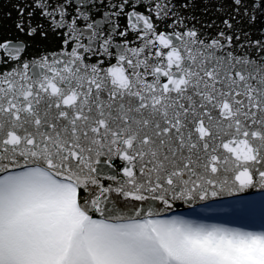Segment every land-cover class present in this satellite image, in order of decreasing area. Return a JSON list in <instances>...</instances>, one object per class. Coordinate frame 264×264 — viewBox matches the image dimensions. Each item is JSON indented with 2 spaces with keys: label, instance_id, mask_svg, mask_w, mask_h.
<instances>
[{
  "label": "snow or ice",
  "instance_id": "snow-or-ice-1",
  "mask_svg": "<svg viewBox=\"0 0 264 264\" xmlns=\"http://www.w3.org/2000/svg\"><path fill=\"white\" fill-rule=\"evenodd\" d=\"M127 4L34 0L73 44L56 56L21 60L29 41H0V64L20 62L0 72V264H264V56L232 51L264 42L242 41L236 16L205 42L172 0L146 6L172 31ZM100 6L116 11L94 20ZM14 7L18 33L47 38ZM122 14L119 35L140 45L113 43ZM178 203L248 223L167 216Z\"/></svg>",
  "mask_w": 264,
  "mask_h": 264
},
{
  "label": "water",
  "instance_id": "water-1",
  "mask_svg": "<svg viewBox=\"0 0 264 264\" xmlns=\"http://www.w3.org/2000/svg\"><path fill=\"white\" fill-rule=\"evenodd\" d=\"M34 0H0V41L4 39L16 41V40H27L29 41L26 50L21 54V60L31 61L33 59H39L42 56H56L61 53L62 50H70L73 46L72 43L67 45V49L64 47L65 39L68 37L65 35V29H56L52 30V25L49 20L40 15L39 8H29L31 4H33ZM48 3H59L62 0H46ZM122 0H110V3L120 4ZM133 2L136 3L137 7L135 11L142 13L144 15L152 16L154 23L159 25L160 29H164L166 31H172L174 28H178V25L172 26V28H168L167 25L172 24V18L164 21L156 20L155 16L146 10V6H149L151 3L155 2V0H128V4L125 6L124 12L127 13L132 10L131 5ZM186 0H172V3L177 5V8L174 11L186 19L184 23L186 26L191 27L195 25V27L200 31V38L204 39L205 42L213 38H217V33L221 30L228 32L229 30L224 28L222 21L224 19H231V17L236 16L237 19L233 21L235 24V29H238L240 33H246V37L242 35V41L247 40L251 42L261 41L264 42V12H260L259 10L252 8V0H245L247 3L250 14L256 15L257 19L255 23L248 22L247 17L244 15V9L241 8L237 13L234 11L235 6L232 3V0H196V6L192 8H181L179 5L184 4ZM109 0H105V4H108ZM15 5H21L26 8L25 16H27V11L32 10L34 12L32 19L33 25L40 24L43 25L45 31H47L48 35L46 39H30L27 36H22L20 33L16 31L15 22L17 20V10ZM109 11L114 12L116 9H111L108 7L100 6L98 10H95L92 13V18L97 21L103 20V13ZM6 13H11V18L6 16ZM194 17V19H193ZM116 19L120 25V28L117 29L114 33H112V39L114 44H123L124 41H128L130 47H136L141 44V41L136 39L137 33L129 30V34L126 37H121L119 35L120 31H124L128 27V20L126 15L122 14L118 18H110ZM215 21V26L208 28L202 27V22H211ZM83 22L78 21V24H82ZM112 25L105 23L103 24L102 31L105 36L109 34L111 31ZM179 30L183 31L182 28ZM231 34V33H229ZM87 41H85L86 43ZM239 43L233 40V49L237 55L248 54L253 58L259 59L260 56H264V51H258L256 46H246L244 48H236L235 45ZM113 53H115L116 49H112ZM2 55V54H0ZM90 54H86V60L89 63L95 62L97 59H105L104 57L90 56ZM115 63V59L111 61ZM19 61H9L7 64H0V72L10 71L15 65H18ZM109 61L105 60V64L107 65ZM107 183V182H105ZM254 195H258L255 193ZM126 202H121L119 206H123ZM202 206L197 204L196 207ZM190 208L182 203H178L177 207L170 212L166 213L167 216L171 215H180L186 212H189Z\"/></svg>",
  "mask_w": 264,
  "mask_h": 264
},
{
  "label": "rangeland",
  "instance_id": "rangeland-1",
  "mask_svg": "<svg viewBox=\"0 0 264 264\" xmlns=\"http://www.w3.org/2000/svg\"><path fill=\"white\" fill-rule=\"evenodd\" d=\"M193 213H194V210L188 213H184L182 214V216H184L185 218H189V219L200 218L202 219V222H205V223H224V224H227L228 226H233V227L242 226L248 223L247 221H242L234 217H229L227 215H217V214H196L194 215ZM255 229L259 230L258 220L255 223Z\"/></svg>",
  "mask_w": 264,
  "mask_h": 264
}]
</instances>
